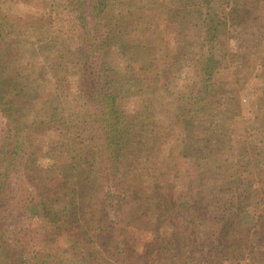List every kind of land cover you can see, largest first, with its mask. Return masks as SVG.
<instances>
[{
  "label": "trees",
  "instance_id": "trees-1",
  "mask_svg": "<svg viewBox=\"0 0 264 264\" xmlns=\"http://www.w3.org/2000/svg\"><path fill=\"white\" fill-rule=\"evenodd\" d=\"M253 1L189 0L186 14L160 16L156 0H27L12 5L7 23L0 13V48L40 46L53 28L80 63L54 80L45 75L49 81L45 70L33 81L34 73L17 70L0 91V261L4 244L5 264H264V192L261 207L250 205V188L264 183V153L238 178L226 172L216 182L225 191L221 207L202 197L182 203L203 177L207 151L244 136L246 111H264V86L248 87L254 71L264 74L263 43L238 64L235 79L220 76L216 56L227 50L225 30L251 18ZM256 3L264 15V0ZM112 8L117 15L105 22ZM142 21L145 34L126 38L143 43L133 69L107 43ZM231 40L235 51L252 47L246 33ZM182 72L185 88H171ZM52 94L64 118L40 119L37 108ZM32 112L35 121L23 126ZM70 121L75 140L66 134ZM203 134L201 147L194 137ZM59 162L70 163L73 175L55 184Z\"/></svg>",
  "mask_w": 264,
  "mask_h": 264
},
{
  "label": "rangeland",
  "instance_id": "rangeland-1",
  "mask_svg": "<svg viewBox=\"0 0 264 264\" xmlns=\"http://www.w3.org/2000/svg\"><path fill=\"white\" fill-rule=\"evenodd\" d=\"M25 1L27 0H0V13L3 22L7 23L11 19L10 14L14 3ZM188 1L189 0H172L170 2H165L162 0H156L155 6L160 16H165L169 11L186 14V11L188 12V10L186 9L185 11V8ZM250 10H252L250 14L251 18L246 22L241 23L242 27L239 30H237V27L236 29L234 28V32L232 33L230 30L229 33L228 29L225 30L224 44L227 50L220 51L221 49H219L217 51H220L216 55L218 60L217 64L222 69V74L220 76L224 79H235V76H239L240 70L238 64H242L243 66L245 65L246 60H248V55L252 52V48L255 47L258 40L264 45V15H262L261 10L259 11V4L256 3V0L253 1V6L251 5ZM116 15L117 10L112 8L104 16V21L110 22L115 19ZM146 30V24L143 21L131 24L122 36L116 35L109 39L107 43L108 51L115 53V55L124 53V58L128 65L133 69L137 68V62L143 51V43H141V41L129 40L126 38L131 36L136 31L141 34H145ZM245 33L249 39H252V47H249L250 49L244 52L236 50L238 52L237 53L235 49L232 48L233 43L231 38L232 36L241 38L245 35ZM148 37L149 35L144 38ZM246 40L247 37L245 38V42ZM41 41L40 46L34 43H24L21 48H0V91L5 89L6 86L13 84L14 80H17V70L22 71L23 74L34 73L33 76L28 77L31 81L36 79V76H40V73L45 70L44 76L48 74V77L51 80H54L55 77L53 76L56 73L59 76L66 75L69 71L74 70V68L80 65L77 52L72 49L65 36L54 31L53 28L51 30L45 29L41 36ZM247 45L248 40L246 46ZM262 56H264V54ZM45 68H48L49 73ZM257 76H259V79ZM45 77L48 81L50 80L47 76ZM250 78L248 87H250V85H254L257 86L256 88L263 89L264 84L261 83V79L264 82V74H262V70L259 72L254 71ZM187 83V75L182 72L180 79L173 82L171 84V88L182 90L185 88ZM214 91L215 94L213 95V101L214 99L216 100L219 95V88L216 87ZM190 108L191 99H184L181 104V111H186L184 117L188 116L187 111ZM37 110L40 119H51L55 117V115H59V119L64 118L62 100L57 94H52L48 101H45L44 104H40L38 106ZM247 112L248 111H246V114L244 112L245 120L242 126L243 130L240 131L243 132L244 136L242 137L238 135V133H235L233 135L232 143L225 142L223 144L214 145L207 151V163L206 169H204L203 177L200 179L197 178V181L195 182L196 184H194L193 187H188L187 185L189 183L185 180V188H188L185 191V196L182 197V203L189 200L195 201L198 197H202L201 201H206L211 207H221L226 201V199L223 198L225 191L216 190L214 188L216 182L223 181L226 177V172L231 173L235 176V178H238L251 160L257 159L261 153H264V111H260L259 113L258 111H255L249 116L247 115ZM34 114L35 112H32L24 117L23 126L33 124L35 121ZM125 120L126 123H128V120L124 119V122ZM177 131L179 133L183 132V116L177 125ZM77 132V123L75 121H70V125L66 129V134L70 139L75 140ZM194 139V143L203 147L206 143V134L201 135L199 139L196 136ZM220 160L222 161L219 162ZM71 175H73L72 165L70 163L59 162L54 164L52 174L50 176L54 179V183L58 184L62 178H67ZM77 183L81 189H85V182L81 177L77 178ZM250 192L252 195L250 201L251 207H261L260 200L264 192V183L262 182L257 187L250 188ZM176 244L177 242H175L173 246L177 252L178 249ZM2 245L3 255H1L2 260L0 262L5 264L4 258H7V254L5 253H8L9 249H7V245L5 247L4 244ZM15 258L17 257L15 256ZM178 259H182V257L180 256ZM10 263L12 264V262ZM18 263V261L13 262V264Z\"/></svg>",
  "mask_w": 264,
  "mask_h": 264
}]
</instances>
